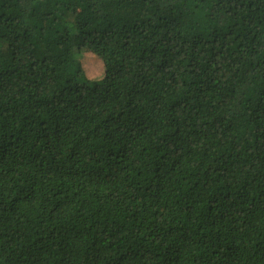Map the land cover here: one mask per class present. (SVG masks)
<instances>
[{"label":"trees","instance_id":"1","mask_svg":"<svg viewBox=\"0 0 264 264\" xmlns=\"http://www.w3.org/2000/svg\"><path fill=\"white\" fill-rule=\"evenodd\" d=\"M0 264H264V0H0Z\"/></svg>","mask_w":264,"mask_h":264},{"label":"rangeland","instance_id":"2","mask_svg":"<svg viewBox=\"0 0 264 264\" xmlns=\"http://www.w3.org/2000/svg\"><path fill=\"white\" fill-rule=\"evenodd\" d=\"M82 64L88 70V72L93 73V77H99L102 74V66L101 63L98 62L93 56L90 54L85 55L82 58ZM91 75V73H89Z\"/></svg>","mask_w":264,"mask_h":264}]
</instances>
